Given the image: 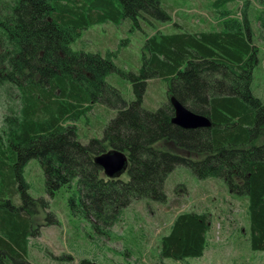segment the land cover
Returning a JSON list of instances; mask_svg holds the SVG:
<instances>
[{
    "label": "trees",
    "instance_id": "obj_1",
    "mask_svg": "<svg viewBox=\"0 0 264 264\" xmlns=\"http://www.w3.org/2000/svg\"><path fill=\"white\" fill-rule=\"evenodd\" d=\"M229 1L224 11L213 3L216 25L209 30L184 26L146 37L142 65L130 75L133 99L125 101L106 81L116 70L113 54L72 45L92 25L127 18L138 27L148 16L169 20L161 0H0V264H31L29 219L34 204L45 203L28 194L23 176L30 160L42 169L45 192L73 188L69 214L106 237L133 201L163 203L165 181L176 167L199 180L220 179L246 202L249 249L264 252V142L257 143L264 133V95L253 84L259 58L245 11L250 0L243 1L241 16L228 8ZM253 10L264 40V9ZM153 79L165 85L166 100L149 110L143 98ZM106 93L117 103L116 115L101 139L85 144L74 123L89 121L95 104L109 106ZM170 97L207 117L210 127L174 126ZM161 142L196 158L162 151L156 147ZM111 148L128 155L127 181L106 178L93 162ZM211 223L208 212L175 216L157 240L158 263L201 258ZM78 264L97 263L82 258Z\"/></svg>",
    "mask_w": 264,
    "mask_h": 264
},
{
    "label": "rangeland",
    "instance_id": "obj_2",
    "mask_svg": "<svg viewBox=\"0 0 264 264\" xmlns=\"http://www.w3.org/2000/svg\"><path fill=\"white\" fill-rule=\"evenodd\" d=\"M243 1H229L228 8L236 11V16H241ZM215 2L219 5L218 11L227 8L224 0H161L169 20L148 16L139 20L138 27L127 18L121 19L119 24L92 25L82 32L72 47L101 56L107 52L113 54L116 70L108 75L106 81L121 93L125 101H130L133 99L130 75L138 74L142 65L146 37L157 32L177 33L184 26L199 31L209 30L216 25ZM253 8L264 9V0H250L245 10L246 17L252 21H248L251 39L259 58L253 70V84L257 85L258 94L264 95V40L258 37L259 25L252 20ZM105 99L109 106L95 104L88 112L89 121L74 123L80 140L85 144L92 138L101 139L110 119L116 115L112 108L117 105L113 95L106 93ZM165 100V85L157 79L147 81L144 107L155 110ZM2 113L0 106V126ZM261 142H264V133L257 141ZM156 147L172 155L196 158L194 154L178 150L172 142H161ZM23 177L29 185L28 194L33 199H43L45 203L43 207L42 203L36 202L29 219L30 228L34 231L27 247V260L31 264H78L82 258L94 260L97 264H264V252L251 251L244 237L248 230L245 200L231 195L220 179L199 180L188 168L176 167L164 184L165 201H133L124 209L119 221L108 229L110 237H106L93 230L84 219L69 214L67 201L74 192L73 188L68 190L64 187L53 196L45 192L44 175L36 160L28 162ZM120 179L127 181L128 174L123 173ZM13 202L16 205L21 203L16 195ZM1 204L0 211L4 209ZM184 211L210 214L212 223L208 247L199 259L158 263L155 252L157 240L172 219ZM62 256L69 259L59 260Z\"/></svg>",
    "mask_w": 264,
    "mask_h": 264
},
{
    "label": "water",
    "instance_id": "obj_3",
    "mask_svg": "<svg viewBox=\"0 0 264 264\" xmlns=\"http://www.w3.org/2000/svg\"><path fill=\"white\" fill-rule=\"evenodd\" d=\"M170 103L173 108L171 123L174 126L183 130L210 127L211 123L207 117L189 111L174 97H170ZM93 162L102 170L106 178L115 179L127 171L129 159L124 152L111 149L108 152L96 155Z\"/></svg>",
    "mask_w": 264,
    "mask_h": 264
},
{
    "label": "flooded vegetation",
    "instance_id": "obj_4",
    "mask_svg": "<svg viewBox=\"0 0 264 264\" xmlns=\"http://www.w3.org/2000/svg\"><path fill=\"white\" fill-rule=\"evenodd\" d=\"M111 149H112V148H111ZM111 149H109V150H111ZM109 150H108V151H109ZM108 151H107V152H108ZM124 154H125L126 156H128L126 153H124ZM128 165H129V164H128ZM125 172L127 173V171H125ZM120 176H121V175H120ZM120 176H119V178H115V179H120Z\"/></svg>",
    "mask_w": 264,
    "mask_h": 264
}]
</instances>
